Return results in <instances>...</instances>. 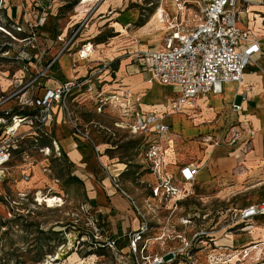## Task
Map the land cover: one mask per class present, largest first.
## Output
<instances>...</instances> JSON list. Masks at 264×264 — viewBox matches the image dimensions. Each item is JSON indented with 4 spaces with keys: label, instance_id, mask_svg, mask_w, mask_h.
Masks as SVG:
<instances>
[{
    "label": "built area",
    "instance_id": "2783aa9c",
    "mask_svg": "<svg viewBox=\"0 0 264 264\" xmlns=\"http://www.w3.org/2000/svg\"><path fill=\"white\" fill-rule=\"evenodd\" d=\"M34 2L38 8L35 21H26V27L10 23V27L12 25L16 31L26 33L22 38L26 42V52L22 51L18 60L23 62L27 58V66L32 62L39 68L37 71H21L22 75L19 76H6L8 87L0 95V180L9 174L8 165L14 155L19 153L22 159L29 157L28 150L22 148L23 142L30 139L37 143L41 137L49 136L48 127L60 114L71 134L81 142L89 141L95 152L99 153L97 144L92 140L91 125L81 123L74 113L75 104H79L77 98L85 94L98 113L106 106L114 105L118 108L120 117L126 121L115 122V126L127 129L134 137H142L143 142L138 152V157L142 156L139 167L143 166L155 177V182L147 183V208H143L123 189L118 176H110L111 185L128 199L140 222L137 229L124 235L126 244L123 246L117 244L116 239L106 236L103 227L97 228L99 239H103L105 246L114 253L115 264H180L189 261L195 251L203 249L204 244L216 245L213 237L209 240L204 238L207 234L205 229L196 228L198 220L204 219L206 215L182 212L178 215V222L184 227L183 233H174L166 228L171 217L192 192L186 189L181 191L176 185L177 179L166 173L162 144L169 127L162 117L169 113H183L185 109H201L202 106L195 103L199 98L203 99V107H210L209 97L221 95L225 83L240 85L244 70L251 64L264 71V66H260L255 59L264 54V33L238 25L240 13H249V8L254 3L249 0H198V3L190 4L185 0H175V16L163 13L160 19V22L167 24L160 48L148 53L138 51L135 54L138 58H146L144 66L149 72L147 81L176 85L179 97L171 99L166 111L142 112L135 107L125 89L107 94L101 92V73L107 71L113 60L93 59L92 53L96 51L97 45L88 38L75 49L76 59L70 62L73 75L53 87L46 85V81L51 78L53 65L60 55L69 52L75 38L86 26V21L73 23L70 37L66 41L61 34L57 35V40L62 45L55 54L44 59L47 52L38 43L40 35L36 29L45 23L48 12L47 7L39 0ZM189 7L194 11L191 17L188 13L185 14ZM255 16H258L259 23L264 28V14ZM4 32L17 40L10 32ZM4 53L8 54L9 48ZM81 62L85 66L92 64L83 75L78 74ZM6 103L10 104L4 107ZM230 109L240 112L242 106L233 101ZM20 128L24 130L21 131ZM202 142L211 146L227 144L242 153H246L250 145L241 122L227 125L219 137L203 136ZM38 149L45 155L50 152L61 154L54 139H51V146L44 145ZM197 173V166L184 163L179 166L178 179L189 183ZM24 179H28V174L24 175ZM1 196L7 199L4 194ZM150 198L155 202H150ZM160 209L168 211L164 218L165 226L162 227L159 222L162 217ZM258 214H264V202L240 208L238 219L243 225L238 229L246 228L250 219ZM187 230L190 236H186ZM176 240L179 244H172ZM256 247V243H251L235 250V253L227 254L229 259L226 261L233 258L246 260L251 253H256ZM209 256L210 262L216 263L217 260L212 255Z\"/></svg>",
    "mask_w": 264,
    "mask_h": 264
},
{
    "label": "crops",
    "instance_id": "0c3cea01",
    "mask_svg": "<svg viewBox=\"0 0 264 264\" xmlns=\"http://www.w3.org/2000/svg\"><path fill=\"white\" fill-rule=\"evenodd\" d=\"M249 1L254 4L250 6L249 13H240L238 25L243 28L248 27L255 32L264 33V28L261 27L258 16H255V14H264V0ZM39 2L47 7L48 12L45 23L37 28L40 35L39 39L44 41L47 49H50L47 53H50V55L55 54L58 50L56 46H52L55 36L53 38L48 33V29L53 28L56 36L61 34L63 37L67 32V28L73 23L74 18L69 16L68 26L64 22L61 27L60 24L63 19L57 13L60 8L64 7L63 2L60 0H39ZM159 6L161 10L170 15H173L175 11L173 0H162L156 8L159 9ZM1 8L5 19L12 23L23 24L28 20L33 22L38 15V8L34 0H2ZM100 13L103 14L102 11ZM100 16L99 20H102L104 15ZM136 18L137 14L130 11L120 14L118 17L120 23H115L119 28H122L123 22H132ZM154 18L156 26V15ZM97 22L99 21L90 26L87 30L88 33L94 31ZM59 27L60 30H58ZM110 28L115 27L112 25ZM114 30L115 33H119L117 36L107 37V39L99 38L102 42L92 41L98 45V50L96 49L92 55L93 59L114 60L118 58L120 61L114 71H103L101 73L103 80L101 92L107 94L125 89L128 91L132 102L135 103V107L142 112L166 111L170 106L171 99L174 98L166 99L161 97L160 94L147 97L144 92L145 86H150L153 82L145 81L143 74H134L126 66L129 58H135V53L139 50L136 49L139 44H134L136 36L146 34L141 29L131 32L129 36L123 35L121 29ZM97 32L101 34L98 30ZM157 32L159 33L160 30ZM90 39L94 38L90 37ZM159 40H152V49L158 48ZM75 49H70L69 52H65L58 57L51 71V78L46 81L47 86L53 87L73 75L69 64L71 62L69 56L72 53L74 55ZM130 54L133 55L129 56ZM48 57L49 54L44 59ZM255 59L260 66H264V54ZM23 62L26 64L28 61ZM81 65L78 69L79 75L85 74L86 70L92 66V64L85 66L84 62H81ZM251 66L252 64L249 67ZM28 67H30V70L35 68V71L39 68L32 62L28 64ZM257 72L250 74L244 71L240 85L225 83L221 95H211L209 97L210 107H203V99L199 98L196 99L195 103L200 104L201 109H185L183 113L163 115L162 120L169 127V132L164 137L162 144L165 152L163 157L166 173L177 179L176 185L181 191L186 189L192 192L177 210L180 212L179 214H182V212L184 214L198 213L206 215L208 218H221V205L225 206L230 203L243 208L247 205L264 202V71H262L263 75ZM18 73L20 75L21 71H16L15 76ZM250 77L256 79L257 82L248 84L246 79ZM1 82H3V86L8 83L7 81ZM225 85L231 87L228 90L227 99L224 96ZM159 87L161 89H176V98L179 95V88L175 85L166 84ZM237 97H240L239 102H236ZM215 98L217 99L213 102ZM77 101L79 104H75L74 109L84 105L85 102H91L85 94L80 95ZM233 101L241 104L242 110L240 112H234L230 109V104ZM3 106L6 107L8 104L6 103ZM111 108H114L116 112L119 111L114 105H111ZM62 117L61 114L58 115L56 121L48 127L49 138L54 139L61 152L67 156L72 164L76 165V174L82 176L81 178L84 180L89 203L93 204L96 209L95 212L100 213V218L105 220V235L111 239H118L117 244L123 246L126 244L124 235L138 228L140 222L128 199L111 185L110 176H118L123 189L134 197L143 208H147V206L145 203L146 196L143 195L141 187H143V184L147 185V183L155 182V177L149 171L147 172L143 166H138L139 171L137 170L136 175L141 174L138 178L140 188L127 180L122 183L119 177L125 172L127 165L123 163L124 167H117L114 163L117 160L108 156L105 152L107 148L102 147L104 145L102 143L97 144L99 153L95 152L96 157H94L91 148L71 134L66 121ZM236 122H241L245 135L249 137L250 145L246 153H242L227 144L211 146L202 142L203 136L219 137L227 125ZM184 163L198 167V173L189 183H183L178 179L179 166ZM175 221H178V218H175ZM221 233V230L217 233L216 244L223 247H220L218 252L229 250V248L244 247L251 243H262L264 241V214L252 217L247 227L239 234H226L221 237ZM233 263L236 264L235 261H232L231 264Z\"/></svg>",
    "mask_w": 264,
    "mask_h": 264
},
{
    "label": "rangeland",
    "instance_id": "374dc122",
    "mask_svg": "<svg viewBox=\"0 0 264 264\" xmlns=\"http://www.w3.org/2000/svg\"><path fill=\"white\" fill-rule=\"evenodd\" d=\"M1 1L0 95L8 87L7 75L9 77L15 75L16 71H35V68L30 70V67L18 60L19 54L22 51L26 52V47L24 48L26 42L22 39L26 36V33L24 31H16L12 28V25L10 27L12 22L5 19ZM189 1L197 3V0ZM161 2V0H64V7L59 9L57 15H60L63 19L60 24L61 27L64 22L68 26L70 22L69 16H73L71 18H74L73 23L76 24L86 21V26L75 38L71 49L78 48L90 37H93L96 42H102L99 38L107 39V37L117 36L119 33H115L114 29H121L120 31L124 33L123 35L127 36L131 32L141 29L146 35L136 36L134 44H139L136 46V49H139L138 51L148 53L160 48L163 39L162 35L165 33L163 30L158 33L155 23L151 24L154 11ZM101 11L103 14L100 13ZM130 11L135 12L137 18L132 22H123V26L121 25L123 29L119 28L117 23H115H120L118 20L119 15ZM193 12L191 7L185 10V14L188 13L189 17L193 16ZM100 15H104L102 20H99ZM96 21L99 22L95 24L94 31L88 33L87 30ZM72 24L67 28V32L63 36L65 41L70 37ZM19 25L26 27L25 23ZM112 25L115 28H110ZM164 25L167 26V24ZM4 30L16 36L17 40H13ZM58 30H60V27ZM97 30L101 34H98ZM48 33L53 38L55 36L52 46L54 45L58 49L62 42L57 40L53 28L48 29ZM155 39H160L159 46L156 49H152V40ZM38 43L45 48L46 52L50 50L46 48L47 46L43 40L39 39ZM7 48H9V53L5 54L4 51ZM48 54L50 56V53ZM131 55L133 54L129 56ZM74 56L75 53L74 55L73 53L70 54L69 61L76 59ZM25 60L27 61V58ZM113 62L117 63V66L120 63L118 58H115ZM145 63V57L138 58L135 54V58H129L126 66L134 74H143L144 80L147 81L149 72L144 66ZM106 70L114 71L113 65ZM258 70L257 66L252 65L251 67H246L244 71L251 74L256 73ZM16 76H19V73ZM246 80L248 84L257 82L256 79L251 77ZM1 81H7L8 83L3 86ZM145 81L142 82L146 83ZM160 85L164 86L157 81L155 83L153 81L150 86H145L144 92L146 96L152 97L160 94L161 97L166 99L176 98V89H161ZM224 89V96L227 99L228 90L231 87L225 85ZM216 99H213V102ZM239 100L240 97H237L236 102H239ZM74 113L81 123L91 125L92 140L96 144H104L102 147L107 148L105 152L108 156L119 161L114 163L122 162V164L125 163L127 165L125 172L119 177L121 182L124 183L123 181L127 180L140 188L141 185L138 178L141 174L136 175V172L137 170L139 171L138 166L140 158H142V156L138 157L139 148L143 142L142 137H134L127 129L117 128L115 122L126 120L122 119L119 111L116 112L111 106H106L98 113L92 102H85L84 105L76 107ZM24 129L20 128L21 131ZM44 145L51 146L49 136L41 137L37 143L32 142L30 139L24 141L22 148L28 150L29 157L22 159L19 153L14 155L8 165L9 174H6V178L0 180V264H115L114 253L105 246L103 239H99L97 232L99 225L95 221V211L85 210L89 200L84 187V180L81 178L82 176L76 174V165L72 164L62 152L60 155L52 152L45 155L40 152L38 147ZM84 145L91 148V152L96 157L92 144L89 141H85ZM25 174H28L27 180L24 179ZM141 190L143 195L146 196L145 198H147L149 194L147 185L143 184ZM3 194L7 198L6 200L4 196H1ZM149 201L155 202L153 198H150ZM240 208L242 207L230 203L225 206L221 205V218H200L196 228L205 229L207 234L204 238L209 240L213 237L215 243L216 239H218L217 233L220 230L222 231L221 237L226 234H239L243 231L238 229L243 225L238 219ZM159 213L162 216L161 220H159L162 227L165 226L164 218L168 211L160 209ZM179 213L176 211L169 220L168 226H166L174 233H183L184 230V227L178 221H175V218L180 215ZM186 236H190L188 230ZM172 244L178 245L179 241L176 240ZM220 247L223 246L204 244L203 249L195 251L189 261L181 264H231L232 261H235L236 264H264V241L260 243V246L256 247V253H251L250 258L246 260L233 258L227 262L226 259H229L227 254H233L235 250H240L243 247L229 248V250L218 252ZM209 255H212V258L217 260L216 263L210 262L211 256Z\"/></svg>",
    "mask_w": 264,
    "mask_h": 264
},
{
    "label": "bare ground",
    "instance_id": "6f19581e",
    "mask_svg": "<svg viewBox=\"0 0 264 264\" xmlns=\"http://www.w3.org/2000/svg\"><path fill=\"white\" fill-rule=\"evenodd\" d=\"M162 1V0H161ZM185 1H187V2H189L190 4H195V3H191L189 0H185ZM197 3H198V0H197ZM173 4H174V6H175V0H173ZM164 6V5H163ZM175 10H176V8H175ZM163 13H167V12H165L164 10H161V7L159 6V9L158 8H156V10H155V14H153V16H152V18H151V24H153L154 23V16L156 15V22H157V25L155 26V28H157L158 30H160V31H164L165 29H166V26L162 23V22H160V19L162 18V16H163ZM175 14H176V11H174V13H173V16H175ZM95 52H93L92 53V55L94 54ZM260 74H262L263 75V72L259 69V71H258ZM257 72V73H258ZM264 76V75H263ZM149 82V81H148ZM151 82H153V81H151ZM151 82H149V83H151ZM242 83V82H241ZM177 97H179V95L177 96ZM163 118V117H162ZM115 165L117 166V167H119V168H121V167H124V164H122V163H115ZM177 195H180V193H177ZM40 200V199H39ZM258 215H262V214H258ZM259 245H260V243H258ZM257 244V246H259Z\"/></svg>",
    "mask_w": 264,
    "mask_h": 264
},
{
    "label": "trees",
    "instance_id": "16d2710c",
    "mask_svg": "<svg viewBox=\"0 0 264 264\" xmlns=\"http://www.w3.org/2000/svg\"><path fill=\"white\" fill-rule=\"evenodd\" d=\"M36 31L38 32V29H36ZM90 40H91V39H90ZM91 41H93V39H92ZM112 64H113V69H116V68H117V63L113 62ZM53 68H54V65H53ZM53 68H52V69H53ZM91 202H92V201H91ZM85 210H86V211H87V210H94V211H96V209L94 208V206H93L92 203H88V204H86V206H85ZM95 214H96L95 221L98 223L99 227H103V232H105V227H104V225H106L105 220H103L102 218H100V216H101L100 213L95 212ZM117 240H118V239H116V242H117Z\"/></svg>",
    "mask_w": 264,
    "mask_h": 264
}]
</instances>
